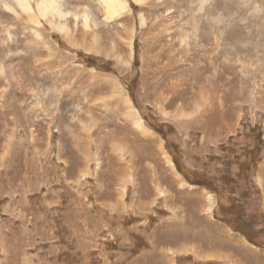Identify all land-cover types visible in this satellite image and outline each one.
I'll return each instance as SVG.
<instances>
[{"label":"rangeland","instance_id":"rangeland-1","mask_svg":"<svg viewBox=\"0 0 264 264\" xmlns=\"http://www.w3.org/2000/svg\"><path fill=\"white\" fill-rule=\"evenodd\" d=\"M30 1L0 0V264H264L193 185L264 226V0Z\"/></svg>","mask_w":264,"mask_h":264},{"label":"trees","instance_id":"trees-1","mask_svg":"<svg viewBox=\"0 0 264 264\" xmlns=\"http://www.w3.org/2000/svg\"><path fill=\"white\" fill-rule=\"evenodd\" d=\"M88 62H92V66H99L100 64L97 63V59L91 58L87 60ZM104 69L110 70L108 67L103 66ZM102 67V68H103ZM253 137L257 140V146L258 151L257 153H262V147L264 146V141L261 139V132L259 128L252 130ZM252 165H255L254 160H250L248 164H245L244 166H240V174H236L237 180L242 179L243 177L248 180V177L245 175H242L243 173L248 174V172H251ZM254 167V166H253ZM181 169V168H180ZM179 169V170H180ZM181 171V170H180ZM187 179V176H186ZM193 182V185L200 186L204 189H207L211 192H214L217 194L218 204H217V211L215 214V219L222 224L226 225L229 229H231L234 233L242 235L246 241L251 244L252 246H255L256 248L264 249V226H262L259 221H254V219L248 220L244 222H240L242 219V211L243 209L241 205V200H246L249 197L243 196L241 199H237L236 197H233L232 194H229L226 198L224 195V191L222 188H220V185L213 180H206V179H196ZM188 180V179H187ZM237 180H232V182H236ZM254 189V188H253ZM255 194L258 192V190H255ZM222 198V199H221ZM225 199V201H224ZM261 217L263 218V213H261ZM136 241L133 244V250H136V247L138 245L137 238H135Z\"/></svg>","mask_w":264,"mask_h":264},{"label":"bare ground","instance_id":"bare-ground-1","mask_svg":"<svg viewBox=\"0 0 264 264\" xmlns=\"http://www.w3.org/2000/svg\"><path fill=\"white\" fill-rule=\"evenodd\" d=\"M57 1L58 0H38V3H37L38 12L42 15L44 14L43 16H47L48 14H50V15H54V16L59 15L61 17V15L63 13H61L59 11V9H58L59 5L57 4ZM104 1H102L103 2L102 4L105 3V5L108 8L107 9L108 12L112 13L113 15H115L116 13H120L122 10H124L127 7L126 2L124 0H104ZM133 1L137 2V3H143L145 0H133ZM15 2L17 3V5L19 4V6L21 8H24L26 10H33L31 7V1L30 0H15ZM8 5L6 4V7H5L6 11H10V12L16 14L15 10L11 6H8ZM117 9H119V10H117ZM52 25H54V24H52ZM136 125L139 126V128L143 129L141 122H137Z\"/></svg>","mask_w":264,"mask_h":264},{"label":"crops","instance_id":"crops-1","mask_svg":"<svg viewBox=\"0 0 264 264\" xmlns=\"http://www.w3.org/2000/svg\"><path fill=\"white\" fill-rule=\"evenodd\" d=\"M244 240H246V239L244 238Z\"/></svg>","mask_w":264,"mask_h":264}]
</instances>
